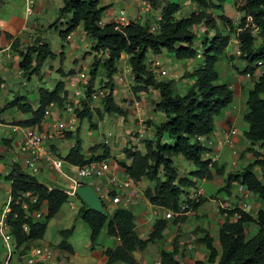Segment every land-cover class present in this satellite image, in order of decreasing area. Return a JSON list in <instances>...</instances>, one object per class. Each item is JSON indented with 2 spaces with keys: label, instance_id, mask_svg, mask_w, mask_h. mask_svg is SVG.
Returning a JSON list of instances; mask_svg holds the SVG:
<instances>
[{
  "label": "trees",
  "instance_id": "obj_1",
  "mask_svg": "<svg viewBox=\"0 0 264 264\" xmlns=\"http://www.w3.org/2000/svg\"><path fill=\"white\" fill-rule=\"evenodd\" d=\"M144 1L151 10L159 9V17L155 20L156 31L149 30L147 21L140 23L138 20H129L126 25L117 26L105 19L102 24H98L108 9V5H100V0H61L59 18L65 15L69 17L66 28L58 31L60 38L65 39L78 25H81L86 35L93 38L87 52L93 54L87 76L82 82L83 97L77 103L71 101L75 117L77 120L87 119L90 128L96 126L92 122V114L98 120L103 114H126L125 109L114 101L112 95L113 75L120 55L124 54L131 70L132 82L135 84L133 91L148 87L156 90L158 99L153 110L164 116L163 120L152 123L151 134L141 140V149L128 137L129 141L121 150L124 161L119 165L123 172L135 182L145 179L149 183L143 190L145 199L151 205L172 213L177 212L182 202L189 205V210H195L203 201L200 198H189L186 189L194 187V178L210 179L216 174L223 178L218 192L223 191L229 195L232 186L241 185L264 202V154L252 147L257 144L264 149V68L247 90L246 112L242 116L247 125L243 137L250 144L246 148L250 153V160L241 168L228 171L224 175L223 166H217L215 161L210 162L206 157L208 149L204 141L197 138L205 136L210 139L214 117L233 100V90L228 83L219 82L215 69L216 62L230 43L231 36L239 51L237 58L243 64L240 74L252 73L258 61L264 63V0H231L233 10L241 13L235 24L223 13L222 3L225 0H179L189 1L197 6L189 14L180 17L175 16L181 6L178 0ZM210 11L217 12V16H212ZM217 19L227 28V33L217 29ZM54 24L55 22L50 26ZM200 25L204 29L197 37V27ZM209 30L212 31L211 35H208ZM6 37L10 38V35ZM198 40L200 52L195 47ZM18 42L14 38L10 49L20 58L17 66L21 76L29 79L32 75H39L44 61L54 56L49 43L36 36L30 45L20 50ZM163 51L176 60L196 58L197 55L201 58L197 67L184 71L181 75V78L192 79L181 93L172 89L173 79L161 80L147 67L148 55H159ZM229 58L232 59L231 56ZM99 66L104 69L106 80L102 85L107 88V93L101 98L99 107L93 109L89 104ZM2 83L0 75V89ZM37 94V106L32 107L24 95H13L0 105V113L15 107L21 113L29 114L28 118L15 122L16 124L38 126L49 104L62 106L65 103L67 91L63 81H56L52 89L38 87ZM63 135L66 139H73L63 157L69 165L83 166L110 157L109 149L104 144L100 146V153H95L100 148L98 145L94 146L95 144L89 147L88 155L82 153L77 129L75 132L65 131ZM175 157L194 166L188 173L189 177L179 175ZM255 168H258L260 177L254 172ZM36 175L16 163H10L9 171L4 176L10 187L9 211L5 220L14 249L25 251V257L30 248L35 246L34 242L42 239L48 221L69 197L62 189L48 188ZM25 192L29 196H21ZM112 194L114 192L110 191L108 195ZM30 198H34L35 202L31 203ZM101 201V212L85 207L81 201L76 211V217L88 228L91 248L97 245L98 235L105 230L108 236L118 239V244L114 248L105 247L101 250L105 257L104 264H139L133 257V251L142 250L148 242L160 238L166 220L156 219L147 237L140 238L134 230V214L128 207L120 202L110 213L106 210V202L102 199ZM22 202L27 203L26 209L21 207ZM42 205H45V213L33 218L31 214L40 210ZM220 212L224 214V218L217 226L215 239L200 229L203 234L196 240L205 248V259L183 264H264V208L256 209L253 216L239 208L221 209ZM234 215L236 217L233 219ZM249 222H253L257 230L252 236L246 237L245 227ZM24 225L26 230L23 229ZM71 231V227L59 230L60 240L56 245L58 249L72 252L67 241ZM177 255L178 249L173 244L170 251H160L158 264H182L177 260Z\"/></svg>",
  "mask_w": 264,
  "mask_h": 264
},
{
  "label": "crops",
  "instance_id": "obj_2",
  "mask_svg": "<svg viewBox=\"0 0 264 264\" xmlns=\"http://www.w3.org/2000/svg\"><path fill=\"white\" fill-rule=\"evenodd\" d=\"M15 1L17 4L16 11L15 10L8 11L3 9L5 7V3H10L7 2V0H2V3L0 4V75L3 79V83L0 89V105H2L5 100L11 99L9 98L10 94L12 96L15 93V91L11 88L12 86L11 74L13 73V71H15L16 79L22 77L20 70L18 69L17 66V62L19 61L20 58L16 54V52L10 49L11 42L14 38H17L19 41L18 49L22 50L24 46L30 45L36 36H40L41 32L38 22L36 18L32 17V15L45 12V4L48 2V0H40V1L15 0ZM178 2L181 3L183 1L178 0ZM36 3L37 5H35ZM70 34L71 33H69L66 36V38L63 39V42L69 44V48L71 47L70 52H72L74 45L72 44L73 41L70 38ZM7 35H10V38H7L6 37ZM230 43L232 44V50L235 51L236 44L234 42V39ZM233 51H229V50L226 51V53L228 52L227 53L228 63L227 65H225V70L228 71L230 69L232 73L230 74L226 73V75L224 76L225 78L222 81L228 83L231 89L233 90V100L228 106L224 107L217 116L214 117V121H213L214 128L210 134V139L215 144L216 143L219 144L222 143L221 139H222V132L224 129H226L227 127H234L237 130V134L234 137V146H233V149L236 151V153L235 155L231 153L232 160L230 161V165L228 166V168L227 165H225L226 163L225 161L218 163L219 162L218 157L220 156L219 150L221 148L219 144L220 148L217 151L218 156L215 160V163L217 164V166H223L224 175L226 172L230 171L231 167L235 166L236 164L235 162L240 161L244 166L245 163L250 160V153L246 151V148L250 147V144L243 137V132L247 129V125L243 121L242 116L246 112L245 97L247 94V90L252 86V81L247 80V78H245L243 74L240 73L236 74L234 72L233 67L239 69L238 67L239 64H235V62H232L231 61L232 59L230 60L229 58L231 52ZM160 55L161 53L159 55L150 54L148 55V58H155L160 61L161 60ZM194 60L196 61L197 59L191 58V59L176 60L175 61L176 63L171 61L174 63V67L176 68L175 71L178 73L177 74L176 72H173V74H175L177 77L173 79L174 82L172 83V89L181 93L186 89L185 87H187L191 83L192 81L191 78H189L190 82L187 83L186 79L188 78H181V75L183 74L184 71H190L195 67V66L193 67L192 65V63H194ZM235 61H237V59H235ZM90 62L88 64V68ZM44 63L47 66L46 68L48 72L55 71L57 74H59V77H61L59 78V80L56 81H63L64 89L67 91L66 101L62 106L49 104L45 109L47 113L44 114L41 123L38 126H33V127H36L38 130L44 131L45 133H47V135H49V139L45 141V145L49 146L53 155L59 158H63L64 155L67 153L69 147L72 145L71 139H66L63 133L65 131H72L73 128L78 125L77 124L78 121L75 123L77 118L75 117L72 111L73 108L68 109L66 105L69 100L70 102L73 100L74 102H76L77 100L83 97L81 95L74 96L71 90L74 91L76 86H79L80 88H82L83 91L84 87L82 85V82L84 81L85 78L82 81H79L77 77V74L81 71L82 68L80 70L68 69V71H63V69L60 67L61 61H59L58 65L57 63H54V60L52 61L45 60ZM69 71H72V73L69 74ZM76 71L78 72L76 73ZM46 75H48L46 70L42 71V73L40 70V73L37 76L39 77L40 81H42V79ZM56 81L53 83V86L56 83ZM128 82L129 80H126V82L121 83V85L124 86V84L126 83L128 84ZM130 83H132L133 86H135L133 82H129V84ZM20 84H23V82H20ZM53 86L38 85L36 91L31 95V97H26L25 95L24 96L26 97L27 102H29L32 105V107H35L38 104V94H37L38 87H45L47 89H52ZM114 91L115 90L113 86L112 95L114 101L118 103L123 109H128L126 115L127 120L125 122L126 127H124L126 130H128L126 131L128 133L125 134L124 136V137L127 136V139H124V137L122 136H121L122 140L116 139V159L115 160L112 159V156H114L115 154H112L111 152H110V157L106 159H108L110 162V166H111V170H113V174L118 179L121 180L123 179L125 173L123 172L122 167L119 165L121 161H124L123 155L119 151V149H121L124 145L127 144L129 138L131 139V142L135 143L139 148L140 144L138 142H135L131 138V133L135 132L140 127V124H138L139 123L138 119H140L142 122L145 119H150L152 120L151 121L152 123H156L163 120L164 116L162 113L153 110V105L158 99V94L157 91L152 89L151 87H148L145 90H138L131 92L122 89L118 91L120 94L118 100L114 95ZM125 98L130 100L132 98H135L139 100L141 103V110L135 111L131 108H126L124 106ZM100 100L101 99H94V101L92 102L98 103L99 106ZM120 100L123 101V102L121 101L122 102L121 104H120ZM108 115L115 116L116 123L118 122L119 119L118 115L114 113L103 114L100 120L98 119L95 120L92 118V121L95 124L98 121L102 122L103 124H105L104 122H106L107 124V121L111 118V117L108 118ZM28 117H29L28 113L23 114L20 111H18L15 107L8 108L0 113V212L3 209L7 200L10 198L9 182L7 181L6 183L4 176L9 171V165L10 163H12L11 162L12 159L17 157L18 150L16 149L19 140L21 139V136L23 134L24 131L23 129L24 127H27L16 124L15 122L26 119ZM110 125L112 127V130L116 131L117 135L120 134L122 135V131H121L122 128L120 129L121 125L113 126V123H110ZM143 126L145 127V124H143ZM151 127L152 124L147 128V132H148L147 135L151 134L150 131ZM78 131H77V135H78ZM87 133L89 134V131ZM112 136L113 135L110 134L107 138L104 137V139L101 140L103 141V143L108 144L109 142H112ZM68 140H70V142ZM89 140L92 139L90 138ZM102 141L92 142V144L93 145L98 144ZM82 142L83 141L81 140V144ZM256 146L258 145L255 144L252 147L257 149ZM229 148L232 150L231 147ZM63 150H65L64 155H62ZM257 150L259 151V149ZM176 160H177L176 164L184 162L182 161L181 158H177ZM64 166L65 167L62 169V171L66 174L67 177L57 172L53 174L48 170H45V167H42L40 173L38 174L39 175L38 180L43 184H45L48 188L56 187L58 189H64L68 187L71 184L68 177H73L75 174L70 168V165L68 163L65 162ZM192 169L189 168L188 172L191 171ZM222 179H223L222 176L216 174H214L210 179L194 178L193 179L194 187L186 190L188 193L193 191L192 193L196 194V198L202 199L203 202H201V204L195 210L183 212L182 214L179 215L173 214L172 212L164 208L151 205L143 196V190L145 189V187L149 186V183L145 179L136 182V187H137L136 196L131 201L128 202L122 201L123 205L125 207H128L134 214V230L136 234L140 238H146L156 219H165L166 226L162 231L160 238L153 240L152 242H148L145 248L142 250L133 251V257L135 258V260L138 261L139 264H158L160 251L161 250L170 251L173 244H175L178 249V255L176 256V258L179 261V263L183 264V263H190L194 260H204L206 257L205 248L203 244L197 242L196 240L198 237H200L203 234V232L200 231V229L206 231L209 234V236L215 239L217 226L224 218L222 217V215H216L217 206H220L222 209H232L231 207H226V205H224L230 202L233 205L237 203L236 205L237 208L241 209V206L239 204L244 203L242 196L244 195V193H246L248 196V200L244 204H246L247 208H251V211H248L247 208L245 209L242 208L241 210L253 216L256 209L264 208V202L259 200L256 195L251 194L247 190L246 191L244 190V192L239 191L237 193L239 185L232 186L229 195H226L223 191L218 192L217 190L223 184ZM85 181L86 183L91 182L92 186L99 187V192H96V194L99 196L104 194V190L108 187L107 174H103L99 177H94L92 179H85ZM5 187H7V190H5ZM190 195L191 194H189L188 197ZM213 195L214 197H211ZM76 200L79 203L78 205L79 207L80 200L78 198H76ZM223 201H225V203H223ZM67 203L66 202L63 203L61 207L58 209V211L55 213V215L48 221L49 229L46 228L41 240L34 242L35 246L40 244L48 245L54 254V260H53L54 264H79L80 261L83 259L86 260L88 259L87 261H91L93 262V264H104L105 257L101 254V250L105 247L114 248L118 244V239L116 237L108 236L105 230H102L98 235L97 245L91 248L89 242V231L87 228L88 237L87 239H85L84 246L89 250V253L83 255L82 257H79L78 252L75 251V247L73 246L70 240L73 233V226H70V224L71 222L73 221L76 222L79 219L76 217V211L78 207L76 211H73L74 210L72 209L73 204L71 203V205H69ZM107 204H109V206L111 205V207L113 206V208L116 206L109 203L106 200V205ZM42 213H45V205H42L40 208V214ZM31 215L33 218H37L33 215V213ZM154 216L155 219L153 220ZM69 226L72 228L71 235L67 239L68 243L72 248V252L70 253L65 250L58 249L56 247L58 241L60 240L58 234L59 230H61L62 228H68ZM250 230L254 234L257 230V227H252L250 228ZM15 257H16L15 249L13 250V252L10 254L9 257L6 256V251H5L2 264H26L25 256L23 262H18ZM117 264H124V263H117Z\"/></svg>",
  "mask_w": 264,
  "mask_h": 264
},
{
  "label": "rangeland",
  "instance_id": "obj_3",
  "mask_svg": "<svg viewBox=\"0 0 264 264\" xmlns=\"http://www.w3.org/2000/svg\"><path fill=\"white\" fill-rule=\"evenodd\" d=\"M31 1H33V0H31ZM172 1H175V0H172ZM7 2H10V3H5V7L3 8L4 10H8V11L9 10L10 11H14V10L16 11L17 10V4H16L15 0L14 1L7 0ZM143 2H145V1L144 0H110V1L109 0H100L99 3H100V5H102V4L108 5V8L111 7V9H114L116 12L118 11V9L123 8L124 9V16L126 18H128L129 20H138L140 23L145 22V21H147L149 23H154L155 18L159 17V9L151 10V8L149 7L148 10H145L146 7H144V6H146V5H143ZM183 2H181V4H180L181 5L180 10L175 13L176 17L187 15L193 9L197 8V6L192 2H189V1H183ZM35 5H37V3ZM61 6H62L61 0H48V2L45 4V12L32 15V17L36 18V20L38 22L40 32H41L40 33L41 38H43L46 42L49 43L50 50L52 51V53L54 55L52 58H48L46 60L47 61L54 60V63H57V65L59 64V61H61L60 67L63 69V71H68V69L80 70L82 68L80 72L86 74V76H87V71L89 69L88 64H89V62L92 58V54H93V53L90 54L87 52L90 50L89 46L93 43V38H91L90 36L83 33L82 28L79 25L72 32H70L71 33L70 38L73 41L72 44L74 45L73 51L70 52L71 47L69 48V44L66 42H63V39H61L59 34H58V31L64 30L66 28V22H67L68 17H69V15H65V16L59 18L58 12H59V8ZM222 6H223L224 15H226L232 21L233 24H235L237 22V20L239 19V17L241 16V13H238V12L233 10L231 0H225L222 3ZM210 12H211L212 16H214V17L217 16V12H215V11H210ZM106 18H107V16L103 15L101 20L104 21ZM54 22H55V24L50 26ZM216 24H217L218 30H220L222 33H227V28L224 27L223 23L220 20L217 19ZM203 29H204V27H202L201 25L197 27V32H198L197 37L200 36ZM211 33H212V31L209 30L208 35H211ZM255 38H256V42H258V38H257L256 34H255ZM232 41H233V36H231L230 42H232ZM195 47L198 49V52H200L199 40L196 41ZM227 50L233 51L231 43L228 44L226 51ZM226 51H224L225 53H223L219 57L218 61L216 62V65H215V69L218 73V77H219L220 82H222L224 80V78H225L224 76L226 75V73L227 74L232 73L230 69L228 71L225 70V65H227V63H228V58H227L228 52L226 53ZM60 53H62V54H60ZM123 55L124 54H121L120 57H123ZM230 56L232 57V60H231L232 62H235V64H239L238 65L239 69L233 67L234 72L237 74V73H239L240 68L242 67V62L237 58L236 54H234V51L231 52ZM160 58H161V60H160L161 61V67L164 68L168 74H170V73L172 74L173 72H176L175 71L176 68L174 67V63H176L175 62L176 60L170 54L163 51V52H161ZM196 59L197 60L196 61L194 60V63H192L193 67L194 66L197 67L199 64V61L201 60V58L198 57V55H197ZM235 59H237V61H235ZM171 61H173L174 63ZM46 67L47 66L44 63L42 66V69H41V73H42V71L46 70L48 75H46L42 79V81H40V79L37 75H32V76H30L29 79H26L24 77L16 79L15 78V71H13V73L11 74V78H12L11 79V83H12L11 88L15 91L14 95H25L26 97H31V95L36 91V88L38 85L53 86V83L56 80H59V78H61V77H59V74H57L55 71H49L48 72ZM77 72L78 71H76V73ZM114 77L115 76L113 75V81L115 83V84L113 83L114 90H115L114 95H115L117 100H118L119 95H120L118 91H120L122 89H125L128 92L133 91V89H132L133 84L132 83L129 84V82H128V84L126 83L123 86V85H121V83H119V84L116 83ZM157 78H160L161 80L170 79L168 75L163 76V77L157 76ZM105 80L106 79H105L104 69L102 66H99L97 74H96V78L94 81V86L97 87L98 84H100V86H101ZM247 80L253 81V79H251V78H247ZM20 82H23V84H20ZM186 82L189 83L190 79L189 78L186 79ZM127 85H128V87H127ZM71 91L73 92V90H71ZM12 97H13V95L11 96V94H10L9 98H12ZM132 99L135 100V98H132ZM128 100H130V99L125 98L124 102L128 101ZM92 101H94V100L91 99L90 102H92ZM121 101L122 100H120V104L123 102V101L122 102ZM138 102L140 103L139 100H138ZM89 105L93 109L95 107H99L98 103H96V102H92ZM70 107H71V109L74 108V106L71 103H70ZM72 111H73V109H72ZM125 112H126V114L124 116L118 115L119 119H118L117 123H116V117L115 116L108 115V118H110V117L111 118L107 121V124H106V122H104L105 124H103L102 122L98 121L96 123V127H90V128H89V124H88L87 119H82L81 121L76 119L75 123L78 121V123H77L78 125L75 126L72 131L75 132L76 129H77V131L79 130L78 131V137L83 141L81 144L83 149L81 151L83 153H85L86 155H88L89 147L93 146L92 142L102 141L101 139H104V137L107 138L110 134H112L113 135L112 136V142L105 144L102 141L98 144H95L94 146L98 145V147H100L104 144L105 146L108 147L109 153L111 152L112 154H115L114 156H112V159L115 160L116 159V139L122 140L121 136L124 137L125 134L128 133V132H126L128 130H126L124 128V127H126L125 122L127 120L126 115H127L128 109H125ZM92 118L95 120L97 119L95 114H92ZM151 121L152 120H150V119H145L143 121V124H145L144 128L146 129V131H147V128L149 126H151V124H152ZM110 123H113V126L121 125V127L120 126L119 127H120V129L122 128L121 129L122 135L121 134L117 135L116 131L112 130ZM88 131H89V134L87 133ZM90 138L92 140H89ZM124 139H127V136L124 137ZM88 140H89V142H88ZM141 140L142 139H140L138 141V143L140 144L139 149L142 148ZM68 141L70 142V140H68ZM71 141H73V139H71ZM86 142H88V143H86ZM219 144H220L221 148L219 150L220 156L218 157V160H219L218 163L225 161L226 162L225 165H227V168H228V166L230 165V161L232 160V155H231V151H230L231 149L226 144H222V143H219ZM256 148L259 149L260 153L264 154V149L259 148L258 146H256ZM121 150H122V148L119 149L120 152H121ZM100 152H101V147L97 148L95 150V153H100ZM64 154H65V150H63V152H62V155H64ZM243 155H244V153H243ZM235 158H236V156H235ZM176 159L177 158L175 157V163H177ZM182 161H184V162H182L184 164L178 163L179 175H188V173H189L188 169L189 168L192 169V168H194V166L186 160L182 159ZM235 163H236L235 166L231 167L230 171L239 169L243 166L240 161H237ZM64 167L65 166L63 165L62 168H64ZM49 172H51L53 174L55 173L53 171H49ZM254 172L256 173V175L258 177H260V172H259L258 168H255ZM36 177H37V179H39L38 174L36 175ZM6 183H7V181H6ZM5 190H7V187H5ZM192 192H189V193L186 192V195L188 196ZM238 192L239 191H237V193ZM214 195L211 197H214ZM242 199L245 203L248 200V196L245 197L243 195ZM68 201L73 204L72 205L73 206L72 209H74L73 211H76V209L79 205L76 198L74 196H69ZM183 203L184 202H182V204ZM223 203H225V201H223ZM244 203L239 204L241 206V209L247 208L246 204H244ZM248 203H249V201H248ZM224 205H226V207L237 208V206H236L237 203L233 205L232 203L228 202ZM106 208H107L106 209L107 212L110 211V213H111L113 206L111 207V205L109 206V204H107ZM221 209L222 208L220 206H217L216 215H222V217H224V214L220 212ZM247 209H248V211H251V208H247ZM233 217L235 218L236 215L232 216V218ZM154 219H155V216L153 217V220ZM70 226H73V233H72L70 240H71L73 246L75 247V251L78 252V256L82 257L83 255L88 254L89 250L84 246L85 239H87V237H88L86 224L83 223L81 219H78L76 222L75 221L71 222ZM251 226L256 227L253 222L246 224V227H245L246 237H249L250 235L253 234L252 231L250 230V228H252ZM48 227H49V224H47L46 228L49 229ZM48 235H49V233H48ZM4 252H5V247L3 246V242L0 239V264H2V262H3ZM24 252L25 251H20L19 249L15 250V253H16L15 258L17 259L18 262H23L24 255H25ZM87 260L83 259L80 261L79 264H93V262L87 261Z\"/></svg>",
  "mask_w": 264,
  "mask_h": 264
},
{
  "label": "built area",
  "instance_id": "obj_4",
  "mask_svg": "<svg viewBox=\"0 0 264 264\" xmlns=\"http://www.w3.org/2000/svg\"><path fill=\"white\" fill-rule=\"evenodd\" d=\"M143 5H146L144 7L145 10H148L149 6L146 2H143ZM28 10V9H27ZM107 20L117 26H123L126 25L129 21L128 18L124 16V9H118L116 12L114 9H111L109 7L106 11ZM158 17L155 18L157 20ZM154 20V23H149V30L150 31H156L157 30V24ZM104 22V21H103ZM98 24H102V20L98 21ZM234 54L237 56L239 55V51L236 49L234 51ZM120 61V62H119ZM119 61L117 62V69L114 73V79L116 83H123L126 82V80H129V82H132V76H131V70L128 66L124 56L120 57ZM147 67L150 71L154 72L155 76L163 77L168 75L169 78L174 79L177 76L175 74H168L165 69L161 67V63L158 59L155 58H148L147 59ZM264 68V63L262 61L256 62V68L253 70L252 73L245 72L244 77L245 78H251L255 79L257 75L261 72V70ZM77 77L79 81H82L86 75L82 72H79L77 74ZM107 93V88L104 87V85L101 86H93L92 92H91V99H101L103 96ZM82 88L79 86H76V88L73 91V95H81L83 96ZM74 102V100H73ZM70 101L67 103V108L71 109L70 107ZM77 103V102H76ZM78 105V104H77ZM124 106L126 108H131L133 110L140 111L141 110V104L138 102V100H128L124 102ZM47 111L44 112L46 114ZM138 124H140L139 129H137L135 132H132V139L135 142H138L140 139H143L147 136V131L143 126V122L138 119ZM23 134L21 136V139L19 140L17 150L18 154L17 157L12 159V163L18 164L22 169L28 171L31 174H39L42 167H45V170L53 171L57 173H61L66 176V174L62 171V166L65 164V161L63 158H59L55 155H53L51 149L49 146L45 145V141L49 139V135L45 133L44 131L38 130L36 127H24ZM237 134V130L234 127H227L222 132V143L226 144L227 146L231 147V153L235 155L236 151L233 149L234 146V137ZM200 141H204V145L207 147L208 152L206 153V157L209 158L210 162H213L216 160L218 154L217 151L220 148L219 144H215L211 139L206 138L205 136H199L197 137ZM214 149V150H213ZM70 168L74 172L73 177H68L70 180V185L63 190V192L67 196H72L73 189L75 186L86 183L85 179H92L94 177H99L103 174L108 175V187L104 190V194L98 195L100 199L106 200L113 204H119L122 201H131L137 194V187L136 182L131 177L124 174L123 179H118L114 174L113 170H111L110 162L108 159H102L100 161H92L88 164H85L83 166H77V165H70ZM91 184V182H89ZM95 192H99V187L93 186ZM246 191V189L239 185L238 191ZM110 191H113L114 194L108 195ZM21 196H29L28 192L22 193ZM244 196L246 197L247 194L244 193ZM191 199L196 198V194L191 193L189 196ZM9 201L10 198L5 203L3 209L0 212V239L3 242V246L5 247L6 256L9 257L10 254L14 250V245L12 242V237L9 234L8 231V225L5 220V216L7 212L9 211ZM29 201L31 203L35 202L34 198H30ZM17 203V201H15ZM68 204L71 205V202L68 201ZM244 205V204H243ZM21 207L23 209L27 208V203L22 202ZM189 210V205L187 203H183L180 205L177 212H174L173 214L179 215L183 212H187ZM33 215L35 217H39L40 210H37L33 212ZM23 229L26 230V226H23ZM54 254L51 248L48 245L40 244L33 246L30 248V250L27 252V255L25 257V263L26 264H54Z\"/></svg>",
  "mask_w": 264,
  "mask_h": 264
},
{
  "label": "water",
  "instance_id": "obj_5",
  "mask_svg": "<svg viewBox=\"0 0 264 264\" xmlns=\"http://www.w3.org/2000/svg\"><path fill=\"white\" fill-rule=\"evenodd\" d=\"M73 194L83 203L85 207L96 212H101L103 210L102 201L94 191L91 184L84 183L75 186Z\"/></svg>",
  "mask_w": 264,
  "mask_h": 264
},
{
  "label": "clouds",
  "instance_id": "obj_6",
  "mask_svg": "<svg viewBox=\"0 0 264 264\" xmlns=\"http://www.w3.org/2000/svg\"><path fill=\"white\" fill-rule=\"evenodd\" d=\"M236 50V49H235ZM237 56V55H236Z\"/></svg>",
  "mask_w": 264,
  "mask_h": 264
}]
</instances>
